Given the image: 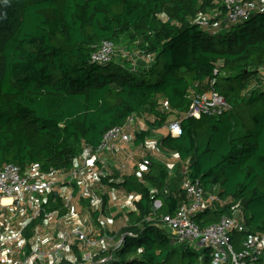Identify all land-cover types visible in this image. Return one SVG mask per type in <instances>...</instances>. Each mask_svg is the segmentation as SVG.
Segmentation results:
<instances>
[{
    "label": "trees",
    "instance_id": "trees-1",
    "mask_svg": "<svg viewBox=\"0 0 264 264\" xmlns=\"http://www.w3.org/2000/svg\"><path fill=\"white\" fill-rule=\"evenodd\" d=\"M255 1L247 20L229 23L222 0H0V168L69 171L86 146L95 150L131 119L132 169L120 171L117 156L103 153L107 173L79 198L95 221L105 210L89 207L94 188L131 199L108 264H212L209 249L173 242L163 227L161 217L186 201L184 178L217 186L226 200L194 216L200 228L239 203L245 231L231 234L239 250L246 234L264 233V89L250 88L264 63V0ZM202 16L210 25L197 23ZM103 40L115 45L113 58L92 63ZM133 43L146 67L134 65ZM211 88L231 110L187 117L190 93ZM170 115L181 119L177 137L162 131ZM174 154L180 161L169 174ZM45 206L70 212L59 197Z\"/></svg>",
    "mask_w": 264,
    "mask_h": 264
},
{
    "label": "built area",
    "instance_id": "built-area-1",
    "mask_svg": "<svg viewBox=\"0 0 264 264\" xmlns=\"http://www.w3.org/2000/svg\"><path fill=\"white\" fill-rule=\"evenodd\" d=\"M222 1L226 8V21L229 23L247 20L255 7L246 0ZM215 14L212 12V15ZM209 16L200 17L197 23L201 26L210 25ZM115 50L112 42L103 40L91 53L90 61L110 62ZM150 59L151 55H147V61ZM259 82L261 84L256 86ZM256 83L250 87L264 89V63L259 67V81ZM188 98L190 103L186 111L187 117L221 115L232 108L212 88L193 91ZM180 122L181 119L176 116L167 120L162 127L163 134L179 136ZM138 123L140 127H145L142 121ZM132 125L130 119L123 126L107 130L100 145L95 150L86 146L72 169L66 172L46 174L35 164L21 169L14 163H7L0 168V264H63L66 261L73 264H108L112 260V255H107L106 251L110 247L115 248L120 240L114 245H105L101 240L93 239L96 226L80 219L83 213L74 206L75 197L89 196L86 189L93 187L99 176L107 173L103 153L117 156L116 168L120 171L128 172L132 169L136 153L126 149L132 136ZM171 157L175 162L180 161L176 154ZM171 159L165 162L169 174L175 167ZM148 163V159H143L139 168ZM183 189L186 201L172 215L161 217L163 227L167 229L173 242L187 243L198 251L209 249L212 264H264V233L246 234L240 241V249H235L231 234L245 231L239 203L233 205L232 209L237 208L234 215L222 217L219 222L200 228L194 216L214 209L216 204L223 205L226 200L220 198L217 186L206 191L198 180L192 182L184 178ZM101 190L106 192L105 189H99ZM57 197L61 199L63 207L70 211L67 216H61L57 208L44 207L49 200L55 203ZM127 201L131 199L128 198ZM159 205L158 201L154 203L156 208ZM39 218L41 221L31 229L26 238L27 227ZM100 227L105 226L102 224ZM73 247H76L78 256L72 251Z\"/></svg>",
    "mask_w": 264,
    "mask_h": 264
},
{
    "label": "rangeland",
    "instance_id": "rangeland-1",
    "mask_svg": "<svg viewBox=\"0 0 264 264\" xmlns=\"http://www.w3.org/2000/svg\"><path fill=\"white\" fill-rule=\"evenodd\" d=\"M246 1H248V2H252L253 1L254 2L255 0H246ZM127 48L131 52H134L138 58H142L143 60H145V57L142 56V54L140 53L139 49L136 47L135 44L134 45H129ZM135 60H136V58H135ZM134 65L135 66H139L137 64H134ZM171 118H173V115H170L167 119H171ZM156 153H157V151H156ZM171 163L174 164L175 160L171 159ZM93 193H95V196H92V198L90 199L89 207H91V209H93V210H95V209H103V208L105 210L104 212L102 210L103 213L102 212L99 213V217H98V219L96 221L90 215V212H89L88 208H86L88 205H84L83 206L82 201L81 200L79 201L80 196H77V198L75 197L74 206L76 208H78L79 211L81 210L82 212L83 211L85 212L84 215H82L80 217V219L83 222L86 221V222H89V224L91 223L92 225L96 226V227H94L95 228V232L92 235L93 239H95L97 241L101 240L105 245H107V244L114 245L115 239H117V237H114L112 235V232L117 231L120 227H122L123 226V222H124L123 204H124L125 200H124L123 193L120 192V191H108V190L106 192H104V190L103 191L102 190L99 191L98 188H94L93 189ZM103 194L108 196V199L105 202H103L102 199H101V196H103ZM86 198H88V196ZM82 208H84V210H82ZM102 224L105 227H107L106 228L107 231L101 229L100 226ZM104 235L107 238L104 237Z\"/></svg>",
    "mask_w": 264,
    "mask_h": 264
},
{
    "label": "crops",
    "instance_id": "crops-1",
    "mask_svg": "<svg viewBox=\"0 0 264 264\" xmlns=\"http://www.w3.org/2000/svg\"><path fill=\"white\" fill-rule=\"evenodd\" d=\"M258 2H259V1H254V2L252 1V2H250V3H252L253 5H256V4L258 5ZM213 29L216 30L215 28H213ZM134 64L139 65L138 68H142V67H146V66H147L145 60H143L142 58H138V57L136 58V60H134ZM258 81H259V80H258ZM254 83H256V82H254ZM254 83H253V84H254ZM253 84H251V85H253ZM260 84H261V83L259 82V83H256L255 85L257 86V85H260ZM177 163H178V161L175 162V165H174V166H176ZM174 168H175V167H174ZM77 194H78V191H77ZM124 195H125V194L123 193V196H124ZM107 198H108V196H107ZM127 199H128V198L124 196V200H125V201H124V204L127 205V209H130V208H131V206H130V205H131V204H130L131 202H130V201L128 202ZM128 204H129V205H128ZM106 228H107V227H101V229L107 231ZM113 228H114V227H113ZM53 234H55V233L53 232ZM1 258H2V257L0 256V259H1ZM2 264H5V263L2 262Z\"/></svg>",
    "mask_w": 264,
    "mask_h": 264
}]
</instances>
